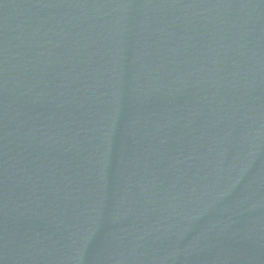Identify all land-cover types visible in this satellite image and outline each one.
Listing matches in <instances>:
<instances>
[{
  "label": "water",
  "instance_id": "95a60500",
  "mask_svg": "<svg viewBox=\"0 0 264 264\" xmlns=\"http://www.w3.org/2000/svg\"><path fill=\"white\" fill-rule=\"evenodd\" d=\"M0 264H264V0H0Z\"/></svg>",
  "mask_w": 264,
  "mask_h": 264
}]
</instances>
